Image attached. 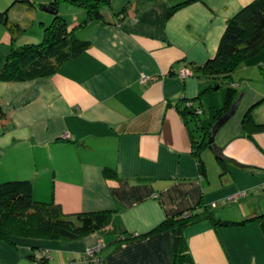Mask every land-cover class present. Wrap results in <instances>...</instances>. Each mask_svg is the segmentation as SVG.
<instances>
[{"label": "crops", "instance_id": "crops-1", "mask_svg": "<svg viewBox=\"0 0 264 264\" xmlns=\"http://www.w3.org/2000/svg\"><path fill=\"white\" fill-rule=\"evenodd\" d=\"M15 1L0 0V10L12 4L9 18L23 23L31 17L26 1ZM177 1L156 0L137 12L131 0H111L106 15L116 11V2H130L129 8L119 23L78 27L76 36L90 40L84 52L14 94V83L5 86L0 181L29 179L35 199H52L65 214L108 211L110 221L75 240H0L3 264H36L29 256L42 254L44 264H88L79 259L99 242L101 264H173L171 231L148 233L167 216L204 208L228 220L264 213V129L248 135L242 126L253 105L255 120L264 121V46L232 73L238 104L215 134L217 150L201 151L203 164L177 109L192 100L200 115L209 113L199 117L203 127L222 106L223 89L201 94L213 82L193 66L214 57L226 20L252 0H194L168 16ZM72 6L70 24L85 16ZM25 33L18 44L39 41L41 24L31 36ZM10 48L11 36L0 24V67ZM142 74L147 81H140ZM32 86L37 93L21 103ZM104 168H115L116 176ZM184 237L193 264H264V216L223 226L200 219L184 229Z\"/></svg>", "mask_w": 264, "mask_h": 264}, {"label": "trees", "instance_id": "trees-1", "mask_svg": "<svg viewBox=\"0 0 264 264\" xmlns=\"http://www.w3.org/2000/svg\"><path fill=\"white\" fill-rule=\"evenodd\" d=\"M26 1L25 13L30 16L34 10L31 0ZM16 1L14 3H16ZM70 5L84 9V18L75 23H69L58 13V1L51 0L40 4L53 10L51 20L47 24L39 22L42 27V38L37 42L18 44L17 40L33 23L31 17L25 16L24 22L9 18L8 6L0 10V24L11 36V48L3 65L0 67V81L8 83L28 82L45 78L53 74L58 66L67 59L74 58L90 46V40L76 36L75 30L92 21L105 23H119L120 17L129 8L130 2L123 4L112 15H106L105 9L111 7V0H65ZM156 0H135L137 12L147 9ZM194 0H179L168 7L170 16L176 9ZM26 22V23H25ZM264 46V0H252L226 20L225 28L219 38L217 50L213 58L203 64L193 66L197 75L209 77L212 80L206 93L213 88L223 89L224 99L221 107L212 113V119L206 126L199 125V105L194 106L192 100H184L182 106H177L185 124L188 127L191 147L199 163H202L201 151L207 147H217L207 141L209 127L223 115L237 97V87L231 80L232 73L238 64L246 57L255 54ZM33 88V89H32ZM31 90L22 98L21 103H27L36 93ZM200 94L197 98H200ZM12 104L11 106H14ZM9 106L0 102V121L7 117ZM242 126L250 135L251 132L264 129V121L254 119L249 109L243 119ZM202 128L204 131L199 129ZM196 132V134H195ZM218 161L223 156L216 154ZM203 164V163H202ZM108 176H116L115 168H104ZM32 183L29 179L9 178L0 181V240L13 243L12 236L75 240L106 226L110 221L108 211H83L65 214L52 199L42 201L32 195ZM264 216V213L244 217L240 220H228L216 217L214 213L203 209L201 212L188 210L173 216H167L148 233L169 230L173 236L174 253L173 264H193L186 247L184 229L200 219H208L217 226L238 225ZM147 233V234H148ZM36 264L45 263V254L40 257L30 255Z\"/></svg>", "mask_w": 264, "mask_h": 264}, {"label": "rangeland", "instance_id": "rangeland-1", "mask_svg": "<svg viewBox=\"0 0 264 264\" xmlns=\"http://www.w3.org/2000/svg\"><path fill=\"white\" fill-rule=\"evenodd\" d=\"M40 1H44L43 3H47V2H49L50 0H34V5H35V11L33 10L32 11V14H31V18H34V21H33V23H31L30 24V26H29V28H28V32L27 33H25V34H27L26 35V37L27 36H31V34H33L34 33V31L35 30H37V28L38 27H40V24H39V22H40V17H42L43 15H45V16H52V14L50 13V12H48L45 8H43V7H41L40 5H39V3H40ZM58 1V6H57V9H58V13L61 15V16H63L65 19H67L68 20V22H70V19H72V16H71V14H69L70 12L68 11V9H72L73 8V6L72 5H70L67 1H65V0H57ZM177 1V0H176ZM132 2H135V0H131V3ZM251 2V1H250ZM121 4V2L119 3V2H116L115 4H113V6L116 8V10H118L119 8H120V5ZM244 5H246V4H244ZM244 5H242L241 7H243ZM170 7V6H169ZM241 7H239L236 11H238ZM6 8V7H5ZM11 11V10H10ZM9 11V17H11L12 15H13V11H11L10 12ZM167 11H168V9H167ZM235 11V12H236ZM235 12L233 13V14H235ZM233 14H231V16L233 15ZM231 16H229V17H231ZM50 20H51V17H50ZM49 22H47V24H48ZM41 29H42V27H41ZM181 72H183V75H187V74H189L190 72H186V71H181ZM184 73H186V74H184ZM179 75L180 76H183L182 75V73H179ZM4 83H1L0 82V84H3V85H0V96L2 97V96H4L5 94L4 93H6V85L8 86L9 84H8V82H6V81H3ZM22 85H25V83L24 82H15L13 85H12V88H14V89H10L11 91L10 92H12L13 94H14V91L15 90H18V88H20V86H22ZM34 86H36V85H34ZM34 86H32V87H34ZM32 87H30V89H29V91L31 90V88ZM33 89V88H32ZM238 98L236 97V99L235 100H237ZM234 100V101H235ZM254 107V105L253 106H251L249 109H251V111H252V108ZM248 109V110H249ZM247 110V111H248ZM246 111V112H247ZM245 112V113H246ZM245 113H244V115H245ZM206 114H209L208 112H204V113H202L201 115L199 114V117H205V115ZM244 115H243V117H244ZM243 117H242V119H243ZM254 117V116H253ZM255 119V118H254ZM5 120V119H4ZM1 121H2V119H1ZM4 131V127H3V122L2 123H0V135L2 134L1 132H3ZM57 204V203H56ZM59 205V204H58ZM59 207H60V205H59ZM60 209H61V207H60ZM63 212V211H62ZM21 262H24L23 264H27L26 263V261H21ZM0 263H2V260H0Z\"/></svg>", "mask_w": 264, "mask_h": 264}, {"label": "built area", "instance_id": "built-area-1", "mask_svg": "<svg viewBox=\"0 0 264 264\" xmlns=\"http://www.w3.org/2000/svg\"><path fill=\"white\" fill-rule=\"evenodd\" d=\"M183 75V72H180ZM186 74V73H184ZM184 76V75H183ZM148 80V77L145 74H142L140 77L141 82H145ZM200 112V109L198 110ZM232 196H229L228 198H231ZM102 242L97 243L94 246H89L86 247L81 255V258L79 259L80 261H83L88 264H101V259L98 255L101 247H102Z\"/></svg>", "mask_w": 264, "mask_h": 264}, {"label": "water", "instance_id": "water-1", "mask_svg": "<svg viewBox=\"0 0 264 264\" xmlns=\"http://www.w3.org/2000/svg\"><path fill=\"white\" fill-rule=\"evenodd\" d=\"M45 8L47 11L49 12H53L52 9L47 8V7H43ZM238 104V99L235 100L232 105L230 106V109L227 110L223 115H221L216 121L215 123L211 126L209 133H208V138L207 141L209 143H213L215 134L217 133V131L219 130V128L231 117V115L234 113L236 106ZM3 264V263H0Z\"/></svg>", "mask_w": 264, "mask_h": 264}]
</instances>
